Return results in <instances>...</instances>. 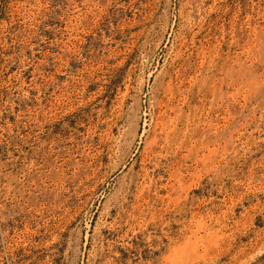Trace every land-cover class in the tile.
<instances>
[{
    "label": "rangeland",
    "instance_id": "374dc122",
    "mask_svg": "<svg viewBox=\"0 0 264 264\" xmlns=\"http://www.w3.org/2000/svg\"><path fill=\"white\" fill-rule=\"evenodd\" d=\"M0 264H264V0H0Z\"/></svg>",
    "mask_w": 264,
    "mask_h": 264
}]
</instances>
